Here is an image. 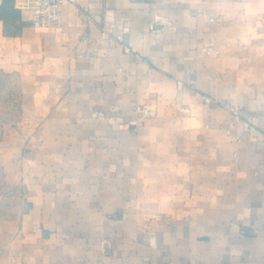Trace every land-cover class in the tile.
<instances>
[{
  "label": "crops",
  "instance_id": "crops-1",
  "mask_svg": "<svg viewBox=\"0 0 264 264\" xmlns=\"http://www.w3.org/2000/svg\"><path fill=\"white\" fill-rule=\"evenodd\" d=\"M12 8L0 264H264V0Z\"/></svg>",
  "mask_w": 264,
  "mask_h": 264
},
{
  "label": "built area",
  "instance_id": "built-area-1",
  "mask_svg": "<svg viewBox=\"0 0 264 264\" xmlns=\"http://www.w3.org/2000/svg\"><path fill=\"white\" fill-rule=\"evenodd\" d=\"M67 0H13V6L20 12L29 16V21L34 27L59 26L61 22L62 6ZM2 0H0V3ZM118 40H122L120 35ZM187 111V108H181ZM140 117L151 115L152 110L147 104H142L135 109Z\"/></svg>",
  "mask_w": 264,
  "mask_h": 264
},
{
  "label": "trees",
  "instance_id": "trees-1",
  "mask_svg": "<svg viewBox=\"0 0 264 264\" xmlns=\"http://www.w3.org/2000/svg\"><path fill=\"white\" fill-rule=\"evenodd\" d=\"M13 0H2L0 4V18L6 23L14 16V10L12 8Z\"/></svg>",
  "mask_w": 264,
  "mask_h": 264
}]
</instances>
